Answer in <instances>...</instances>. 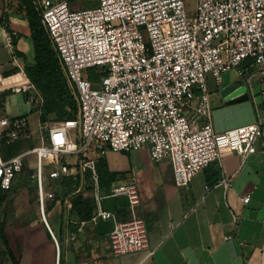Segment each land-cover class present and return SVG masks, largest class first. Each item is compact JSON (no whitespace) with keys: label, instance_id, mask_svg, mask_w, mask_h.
Segmentation results:
<instances>
[{"label":"built area","instance_id":"obj_1","mask_svg":"<svg viewBox=\"0 0 264 264\" xmlns=\"http://www.w3.org/2000/svg\"><path fill=\"white\" fill-rule=\"evenodd\" d=\"M34 4L77 113L41 121L40 145L7 159L0 152V185L10 189L32 154L36 202L52 232L46 213L58 196L54 182L75 176L82 189L89 173L96 185L97 215L113 224L112 254H153L134 179L107 195L125 196L130 218L121 220L101 207L105 196L99 193V159L110 151L147 148L153 161L168 159L176 184L188 187L198 172L221 159L224 149L254 153L257 139L264 138V120L216 131L207 74L221 84L230 70L239 77L252 69L264 73V0H197L194 14L185 0H98L82 10L71 9L67 0ZM7 42L13 44L9 32ZM89 69L98 76L95 82ZM25 77L11 91L43 103L36 85ZM31 135L26 116L0 117V144ZM219 183L229 187L232 178L223 175ZM71 196L64 197L69 208ZM242 199L248 203L251 194Z\"/></svg>","mask_w":264,"mask_h":264},{"label":"crops","instance_id":"obj_2","mask_svg":"<svg viewBox=\"0 0 264 264\" xmlns=\"http://www.w3.org/2000/svg\"><path fill=\"white\" fill-rule=\"evenodd\" d=\"M12 10L0 0V18L4 17L0 23L2 92L25 82V65L34 61L28 19L10 13ZM8 32L15 44H8ZM211 82L216 131L264 120V73L252 69L245 77H239L236 70H231L221 85ZM232 85H246L249 97L226 101L222 90ZM26 102L32 103L27 98ZM14 116L23 114L10 117ZM25 116L32 134V123ZM123 152H128V160L121 167H112L105 157L110 171L125 172L126 177L113 182L108 192L102 193L99 188L100 195L105 196L100 205L121 220L130 218L126 197L107 195L134 179L141 197L139 214L146 222L149 247L154 253L145 250L112 254L109 232L113 224L97 215L99 203L91 218L81 219L72 213L71 199V207L65 205L63 212L56 213L53 207L46 213L59 248L41 218L27 226L18 225L19 230H11L6 224L5 232L20 264H264V138L257 139L256 151L246 156L224 149L221 159L198 172L188 187L176 184L168 159L153 161L147 148ZM223 175L232 178L231 186L219 183ZM54 185L59 192V182ZM246 194H251L248 203L242 199ZM123 200L126 211L116 212L115 205Z\"/></svg>","mask_w":264,"mask_h":264},{"label":"rangeland","instance_id":"obj_3","mask_svg":"<svg viewBox=\"0 0 264 264\" xmlns=\"http://www.w3.org/2000/svg\"><path fill=\"white\" fill-rule=\"evenodd\" d=\"M29 1L34 4V1L38 0H4L5 4L13 9L10 13H16L19 17L27 18L26 16V9H27V2ZM71 9H87L93 8L97 5L98 0H67ZM186 7L190 14H194L196 10L197 0H185ZM145 40H148V36L144 34ZM32 41H30V44ZM231 71V70H230ZM227 74V73H226ZM224 74V77L225 75ZM215 81V78L211 73L207 74V83L208 88L211 93L210 85L213 83L211 81ZM216 83V81H215ZM217 84V83H216ZM222 84V83H221ZM217 84V85H221ZM69 85V84H68ZM70 88V86H69ZM40 95L43 97V103H40L39 100H35V102L27 103L24 94L21 93H12L11 90H4L2 92V99H0V117L6 115H27L32 123V135L30 137L22 138L15 142L11 147L10 144H3L1 155L4 158H9L11 155L19 152H23L26 150L31 149L33 146L41 144V133L39 124L41 120V112L43 105L45 103V97L42 91L38 88ZM71 91V88H70ZM73 95V94H72ZM74 98V97H73ZM75 100V99H74ZM212 100V97H211ZM5 102V104H4ZM76 102V101H75ZM77 105V104H76ZM25 114V115H24ZM17 117V116H14ZM59 118L56 116L48 118L46 121H58ZM29 122V120H28ZM128 152H112L110 151L106 157L112 167H121L126 165L128 160ZM29 159L32 161L33 156L30 154V157L26 159V163L24 166L23 171L19 172L12 185L11 194L8 195L6 201L0 203V225L1 224H9L11 226V230L17 228L19 230L20 224L27 226L32 221L36 219H42V214L39 213L38 205L36 202V189L31 178V171L33 169V164L29 163ZM35 165V163H34ZM86 182L85 186L81 189L80 185L76 184L75 190L71 192L72 195V205L73 199L76 198L78 195H82L85 198L93 199L95 205L97 206V200L95 198V183L94 181ZM58 183V181L54 182ZM91 185L88 188V185ZM100 191L108 192L109 189H105L102 187L99 181ZM58 193V192H57ZM59 194V193H58ZM58 202L55 203L51 207H54L56 213H60L64 211L65 203H64V196L59 195L57 197ZM123 199V198H122ZM116 208V212L119 211H126V204L125 200L121 201ZM43 220V219H42ZM0 264H12L10 258L5 252L4 244L0 238Z\"/></svg>","mask_w":264,"mask_h":264},{"label":"trees","instance_id":"obj_4","mask_svg":"<svg viewBox=\"0 0 264 264\" xmlns=\"http://www.w3.org/2000/svg\"><path fill=\"white\" fill-rule=\"evenodd\" d=\"M26 2V16L29 22L30 36L34 48V61L26 63L25 72L31 81L36 85V87L42 91L45 97V103L41 112V120L42 122H45L48 118L53 116H56L59 118V120L74 118L77 113V105L59 64L56 52L53 49L41 24L40 16L35 5L29 1ZM3 18L4 17L1 16L0 23L3 22ZM13 44H15L14 37ZM15 53L24 56L20 51H16ZM89 73V78L91 80L94 82L98 80V76L93 72L92 69H89ZM0 99H2V93L0 95ZM3 144L7 145L4 140L1 141L0 152L2 151ZM13 144H10L9 147H11ZM98 170L100 184H102V187L105 189H109L113 182L126 177L125 172L110 171L108 169L105 157L99 159ZM89 180L93 181L90 174L88 173V183H90ZM76 184H79L78 177H63L62 180L59 181L60 191L57 195H62L64 197L68 196L72 191L75 190ZM90 187L91 185L89 184L88 188ZM11 189L12 188L4 189L0 185V203L6 201L8 195L11 194ZM55 203V201L50 202L48 209H51ZM115 207H117V204ZM95 209L96 205L93 199L85 198L82 195H78L73 199L72 213H77L81 219L91 218L92 213L95 212ZM5 226L6 223L0 225V238L4 244L5 252L10 258L12 264H20L19 259L10 245L8 236L5 232Z\"/></svg>","mask_w":264,"mask_h":264},{"label":"water","instance_id":"obj_5","mask_svg":"<svg viewBox=\"0 0 264 264\" xmlns=\"http://www.w3.org/2000/svg\"><path fill=\"white\" fill-rule=\"evenodd\" d=\"M222 95L226 101H236L241 99H247L249 97L247 93L246 85H232L222 90Z\"/></svg>","mask_w":264,"mask_h":264},{"label":"snow or ice","instance_id":"obj_6","mask_svg":"<svg viewBox=\"0 0 264 264\" xmlns=\"http://www.w3.org/2000/svg\"><path fill=\"white\" fill-rule=\"evenodd\" d=\"M57 139L59 140V137H57Z\"/></svg>","mask_w":264,"mask_h":264}]
</instances>
